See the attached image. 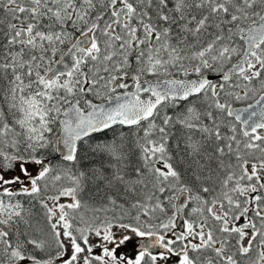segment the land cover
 I'll use <instances>...</instances> for the list:
<instances>
[{"label": "snow or ice", "instance_id": "snow-or-ice-1", "mask_svg": "<svg viewBox=\"0 0 264 264\" xmlns=\"http://www.w3.org/2000/svg\"><path fill=\"white\" fill-rule=\"evenodd\" d=\"M0 264H264V0H0Z\"/></svg>", "mask_w": 264, "mask_h": 264}]
</instances>
